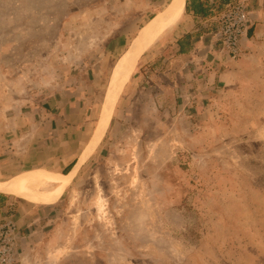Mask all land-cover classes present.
Listing matches in <instances>:
<instances>
[{"label":"rangeland","instance_id":"374dc122","mask_svg":"<svg viewBox=\"0 0 264 264\" xmlns=\"http://www.w3.org/2000/svg\"><path fill=\"white\" fill-rule=\"evenodd\" d=\"M170 2L0 0V182L64 174L77 158L73 169L116 97L72 182L52 201L25 198L41 216L13 219L14 264L30 246L37 264H264V66L225 86L196 67L186 77L184 12L110 89Z\"/></svg>","mask_w":264,"mask_h":264},{"label":"crops","instance_id":"0c3cea01","mask_svg":"<svg viewBox=\"0 0 264 264\" xmlns=\"http://www.w3.org/2000/svg\"><path fill=\"white\" fill-rule=\"evenodd\" d=\"M213 1L209 0L210 4ZM248 4L252 25L248 37L243 40L244 52L236 59L221 53L217 14L205 18L193 13L185 14L184 22L175 32L176 42L174 44L176 50H179L181 46L184 48V52L180 53L177 61L184 60L183 66L186 77L196 67L195 70H197L199 77L207 78L208 82L213 83L214 86H225L229 83L240 82L243 78L257 75L256 67L264 66V0H248ZM189 71L190 73H187ZM261 72V75L264 76V69ZM60 118L64 119L63 116ZM33 204L34 202L25 198L0 191V221L8 219L16 221L17 219L19 222L26 223L25 226L28 227L31 219H34L32 223H35L41 216L40 210L32 206ZM26 205L29 208L28 212H25L26 215H20L17 218L20 209H25ZM27 213L32 216H27ZM37 216L39 217L36 219ZM22 238H26V236L22 235ZM43 243L49 248L53 244L50 239L43 240ZM31 247L21 259V264H37L33 258L36 256L35 254L39 253H34Z\"/></svg>","mask_w":264,"mask_h":264},{"label":"bare ground","instance_id":"6f19581e","mask_svg":"<svg viewBox=\"0 0 264 264\" xmlns=\"http://www.w3.org/2000/svg\"><path fill=\"white\" fill-rule=\"evenodd\" d=\"M185 4L186 0H171L169 5L164 10L159 12L142 27L140 32L132 41L129 50L127 49L128 51L124 58L121 56L122 59L117 63L112 76V82L110 84L111 87L109 86L110 89H113L115 85V87H118V84L116 83L123 76H125V79L123 81H126L129 78L130 74L133 71L136 58L139 56V54L144 52L165 31H167L177 22V20L184 13ZM118 89H120V87ZM110 116L111 111H109V114H107V116H104L100 129H98L95 133L94 140H92L89 147L83 153L82 158H80L81 160L79 161L78 159V164L68 173L56 174L52 172H39L14 177L5 181H1L0 191L12 193L20 197L32 200L52 201L56 199L61 189L72 182L82 162H84V160L88 158V156L96 148L99 140L102 138L105 132V129L107 128Z\"/></svg>","mask_w":264,"mask_h":264},{"label":"built area","instance_id":"2783aa9c","mask_svg":"<svg viewBox=\"0 0 264 264\" xmlns=\"http://www.w3.org/2000/svg\"><path fill=\"white\" fill-rule=\"evenodd\" d=\"M226 7L218 14V34L222 50L231 58L244 52L243 40L252 25L248 0H222ZM17 227L12 219L0 223V264L16 262Z\"/></svg>","mask_w":264,"mask_h":264},{"label":"trees","instance_id":"16d2710c","mask_svg":"<svg viewBox=\"0 0 264 264\" xmlns=\"http://www.w3.org/2000/svg\"><path fill=\"white\" fill-rule=\"evenodd\" d=\"M186 13H193L196 16L212 17L215 13L209 0H186L185 6ZM179 51L184 52L183 46L180 47ZM77 162V158H74L67 167L63 170V173H68Z\"/></svg>","mask_w":264,"mask_h":264},{"label":"water","instance_id":"95a60500","mask_svg":"<svg viewBox=\"0 0 264 264\" xmlns=\"http://www.w3.org/2000/svg\"><path fill=\"white\" fill-rule=\"evenodd\" d=\"M112 100H113V97H112L111 99L109 98V101H108V102H106L107 99L105 100V105H104L103 111H102V113H101V116H102V114L104 113V110H106V109H107V113H106V114H109V111H110V109H111V107H112V105H113V102H114V100H113V102H112ZM101 116H100V118L102 119ZM101 119H99V122H98V125H97V127H96V130H95V132H94L93 137L95 136V133H96V131H97V129H98V126H99V123H100ZM93 137H92V138H93ZM91 140H92V139H91Z\"/></svg>","mask_w":264,"mask_h":264}]
</instances>
